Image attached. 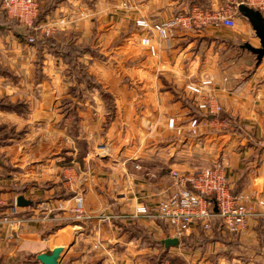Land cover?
Wrapping results in <instances>:
<instances>
[{
	"label": "crops",
	"instance_id": "obj_1",
	"mask_svg": "<svg viewBox=\"0 0 264 264\" xmlns=\"http://www.w3.org/2000/svg\"><path fill=\"white\" fill-rule=\"evenodd\" d=\"M37 1L42 8L50 4L46 19L79 23L57 34L53 51L38 46L36 70L27 45L37 46L9 27L0 32V264H42L38 256L56 249H63L59 264H264L260 220L232 235L247 258L232 250L216 252L212 262L205 248L187 247L206 238L195 234L197 227L176 238L164 221L136 215L144 205L155 213L174 192L168 122L191 114L214 127L192 142L201 159L225 167L233 194L264 200V65L242 48L260 47L249 22L237 15L233 28L179 27L158 45L157 58L141 43L148 34L135 25L139 19L166 23L194 5L217 11L246 0ZM79 11L85 19L74 18ZM152 35L157 45L158 34ZM64 45L73 78L56 55ZM190 78H216L211 92L224 106L222 116L206 118L197 110L184 90ZM73 79L82 84L73 88ZM98 127L100 139L92 134ZM103 144L110 154H95ZM118 194L127 200L116 201ZM80 195L89 218L77 221L72 209ZM19 198L28 204L19 206ZM168 239L179 243L168 247Z\"/></svg>",
	"mask_w": 264,
	"mask_h": 264
},
{
	"label": "built area",
	"instance_id": "obj_2",
	"mask_svg": "<svg viewBox=\"0 0 264 264\" xmlns=\"http://www.w3.org/2000/svg\"><path fill=\"white\" fill-rule=\"evenodd\" d=\"M0 3L9 19L16 20L19 24L33 29L35 33L41 31L46 35H51V33L63 31L62 29L70 24V20L63 16L50 20L48 17L43 24L35 25L40 14V3L37 0H0ZM244 4L259 11L264 17V0H246ZM186 14L179 16L180 23L172 22L167 29L173 31L179 26L190 29L186 28L185 24H183L185 27L181 24L189 20L194 22L192 28L208 26L233 28L237 16V5L228 4L217 11L205 10L200 5H194L187 10ZM54 27H58V29ZM156 29L167 37L166 28L157 26ZM28 43L34 44L35 37H30ZM199 107L201 110L211 111L215 115L221 114L220 108L215 106L213 101L203 99ZM196 125V122L191 124L193 135L197 133ZM262 145L264 146V144ZM180 170L172 171L174 192L159 205L156 212L151 213L147 207L143 206L137 209V216L164 221L177 238L188 235L195 227L209 231L216 222L222 223L224 232L233 235L242 233L250 220H260L264 226V211L260 209H264V200L253 199L243 194H233L225 167L221 163H214L209 170L196 169L192 172ZM76 202L83 207L81 198ZM1 206L2 203H0ZM72 212L73 214H82L80 208L74 209ZM76 219L82 221L84 217ZM5 221L14 224L9 218H6Z\"/></svg>",
	"mask_w": 264,
	"mask_h": 264
},
{
	"label": "rangeland",
	"instance_id": "obj_3",
	"mask_svg": "<svg viewBox=\"0 0 264 264\" xmlns=\"http://www.w3.org/2000/svg\"><path fill=\"white\" fill-rule=\"evenodd\" d=\"M244 3H237V15L240 16L239 12H238V7L240 5H242ZM41 5V4H39ZM246 5V4H244ZM249 7V6H248ZM252 8V7H250ZM253 9V8H252ZM255 10V9H254ZM257 11V10H256ZM4 11L0 8V21L3 23L6 22L5 18L3 17V13ZM236 12V11H235ZM181 15H187L186 12H183V13H180L179 15H177L175 18H173L172 20L166 22V23H162V24H154V23H151L150 21L146 20V19H139L136 21L135 25H136V28L139 29L141 32H145L148 34V36L146 37H143L141 39V43L142 45L146 48L148 47L149 48V52L151 54V56H153L154 58H157L156 56L158 55L157 54V51H158V45L160 43H163L165 41H167L168 39L171 38V32L170 30L167 29L168 25L170 23H175V24H178L180 23L179 22V16ZM7 16V15H6ZM61 17V16H60ZM63 17V16H62ZM85 13L82 12V11H79L77 16H74V18H80L81 20L85 19ZM237 17V16H236ZM8 18V16H7ZM9 20V18H8ZM7 20L5 26L6 27H9L8 30L9 31H12L14 36H17V34H23L25 35L24 37H26L28 35V30L27 28H25L23 25L19 24L18 22H14L12 19H10L9 21ZM81 22V21H80ZM79 23V22H78ZM77 23V24H78ZM75 23L71 22V19H70V25H74ZM76 24V25H77ZM182 25L185 24L186 28H192L193 25H194V22L192 20H189V21H185V22H182L181 23ZM69 25V24H68ZM67 25V26H68ZM74 25V26H76ZM159 26L160 28H166L167 29V37H165L164 34L160 33L156 27ZM184 26V25H183ZM184 26V27H185ZM177 27V25H176ZM175 27V28H176ZM180 27V26H179ZM178 27V28H179ZM55 29H58V27H54ZM6 30V29H5ZM63 31H60L61 33L62 32H65L67 30V27L62 29ZM59 31H57L56 33H51V35H46L45 32H38L36 33V37H35V43L34 44H31V45H34V46H37V47H33V46H28L27 45V52L28 50L30 49V55L27 54V57H28V61H30L29 65L32 64L33 61H35V70L38 68L36 65H39V51H37L38 49V46L40 44V41L41 40H48V39H59L60 36L57 35L58 33H60ZM154 32H156L158 35V40H159V43H157V45L151 41V38L154 36L152 35ZM150 35V36H149ZM4 37H6V39H9L7 38L9 35H3ZM2 36V38H4ZM18 37V36H17ZM24 37L21 38V37H18L20 39V41H24ZM30 38V37H29ZM10 42H12V40L9 39ZM28 43V42H27ZM29 44V43H28ZM26 45V43H25ZM4 48V47H3ZM3 48H0V49H3ZM62 48H65L62 50V53L61 54H56V55H60L61 58H63V61L66 62L69 66V70H70V74L72 75L71 77L73 78V72H72V68H71V61H72V54H67L68 50L66 48V45H64ZM61 50V49H60ZM6 51V50H5ZM7 52V51H6ZM35 52H37V54H35ZM75 53H73L74 55ZM55 55V54H54ZM262 64L264 65V61L262 62ZM33 70V71H35ZM73 70H75V68L73 67ZM27 72H29L28 70H25L24 73L27 75ZM79 75V77H81V71L77 70L76 71ZM23 73V74H24ZM33 75H35V73L33 72ZM31 74V77L33 76ZM37 77H39V75L37 74L36 75ZM76 76V75H74ZM29 77V78H31ZM83 78H77L78 81L82 80ZM189 82L186 83L185 85V88L184 90L189 94V95H192L194 98H195V106L197 108V110L201 113H203L206 118L208 117H220L224 114V106L221 104V102L217 99V97H213V93L211 92L213 87L216 86L215 85V80L216 78H201V79H195V78H190ZM74 82H72V86L73 88H77L78 87V82H75V80L73 79ZM225 82H228V79L225 78L224 80ZM135 82V81H134ZM133 82V83H134ZM82 83L80 82L79 86L81 85ZM70 86L68 87V89L70 88ZM138 86V85H137ZM86 88L88 89H91L88 85L86 86ZM130 89V88H129ZM193 89H196L197 91H194ZM94 91V90H93ZM139 97L141 98V96L139 95ZM205 99V100H208V101H213L215 106H218L221 110V114L220 115H215L213 114L211 111H206V110H201L199 105L201 104L202 100ZM197 100V101H196ZM139 101L141 102L142 100L139 99ZM186 121H183L182 123H178L177 119L175 117H172L169 119V122H168V127L169 129L173 132V136L171 137H168L166 138V140L168 139L170 142H172V155H173V158H172V162H173V170L175 169H180L178 168L179 165H174V164H179V163H184V164H190V166L192 165V167H195L193 168L192 170H190L191 172L196 170V169H208L211 168V162H205L201 159V155H200V151H196V147H194L193 143H196V142H201V133L203 132L204 129L208 128V126H210V128H214L213 126L211 127V123L212 122H209L207 123L205 120H201V118L197 115V114H191V115H187L186 116ZM208 120V119H207ZM217 120V119H216ZM218 122L214 125L215 127H218L220 126L221 122L219 120H217ZM194 122L197 123V133L195 135H193L192 133V128H191V124H193ZM223 123V122H222ZM224 126L226 125V123H223ZM97 124L93 125V126H96ZM223 126V125H221ZM180 132V133H179ZM93 135L94 134H97V135H94L96 136L98 139L101 138L100 134H99V127H98V130L95 131L94 133H92ZM103 134V133H102ZM55 141H58V137L56 136V138H54ZM182 141H185L186 143H190L189 145L187 146H184V147H181L180 144L182 143ZM163 142V141H162ZM193 142V143H192ZM176 144V146H174ZM178 147V148H176ZM103 148V149H101ZM180 148V149H179ZM182 149V151H181ZM177 150V151H176ZM218 150L214 151V154H213V157L215 155L218 154ZM95 154L101 156V155H105V154H110V149L107 151V147L106 145L103 144V146H96L95 148ZM189 157H188V156ZM180 157V158H179ZM196 165L198 166H201V167H197ZM190 169V168H189ZM182 171V170H180ZM183 172H186V171H183ZM172 174V173H171ZM172 178V177H171ZM173 183L172 179H171V184ZM172 186V185H171ZM173 187V186H172ZM171 187V189L173 190V188ZM174 191V190H173ZM81 198L83 200V207L80 206L79 203L76 202V205L75 207L72 209V211L75 209V210H78L80 208V210L82 211V214H79V213H75L74 215H76L75 217L76 218H89V215L85 209V199L82 195L78 196L76 198L79 199ZM115 200L116 201H120V202H123L125 200H127V195L126 194H118L116 197H115ZM165 201V200H164ZM163 201V202H164ZM162 203V202H161ZM145 206V205H144ZM140 207H143V206H140ZM146 207V206H145ZM138 209V208H137ZM136 215H137V212H136ZM139 216V215H138ZM75 218V219H76ZM157 219V218H156ZM77 220V219H76ZM107 220L108 221H111L113 220V217L109 216L107 217ZM78 221V220H77ZM263 225V224H262ZM198 228V229H197ZM195 230H198L199 232H195L196 235H199V236H204L206 238L204 239H200V240H190V242L187 244V247L189 249H195L196 247H203L205 248V251L207 252L206 254V257L207 259L211 260L212 262L215 261V259L217 258V253H221L223 252L225 255H228L229 256V252L230 251H235L233 253L239 255L240 257L242 258H247L244 251L240 248H238L237 246V243L234 241L235 239H233L232 235L233 234H230V233H227V232H221L219 230V226H217L216 224H213L212 228L209 230V231H205L203 230L201 227H197ZM262 229H264V226L262 227ZM192 232V231H191ZM189 233L190 235L192 233ZM188 234V236H190ZM239 235V234H237ZM236 234L234 236H237ZM174 237H176L174 234H173ZM187 236V235H185ZM183 236V237H185ZM208 237V238H207ZM177 238V237H176ZM221 242V243H217L216 241ZM191 247V248H190ZM217 252V253H216Z\"/></svg>",
	"mask_w": 264,
	"mask_h": 264
},
{
	"label": "water",
	"instance_id": "obj_4",
	"mask_svg": "<svg viewBox=\"0 0 264 264\" xmlns=\"http://www.w3.org/2000/svg\"><path fill=\"white\" fill-rule=\"evenodd\" d=\"M238 12L249 22L253 31L255 32V36L260 41L259 48H255L249 43L245 44L242 48L243 50H247L256 56L257 63L260 65L264 61V17L259 11H256L244 4L238 7ZM3 29L4 27L0 25V31ZM17 204L22 207L26 206L28 203L23 198H19ZM215 212H217V209H215ZM178 243L179 241L177 239H168L165 241V245L168 247L176 246ZM62 253L63 249H56L51 254H43L38 256L37 259L42 264H59Z\"/></svg>",
	"mask_w": 264,
	"mask_h": 264
},
{
	"label": "trees",
	"instance_id": "obj_5",
	"mask_svg": "<svg viewBox=\"0 0 264 264\" xmlns=\"http://www.w3.org/2000/svg\"><path fill=\"white\" fill-rule=\"evenodd\" d=\"M50 4L48 5V6H46V7H44V8H42L41 7V5H40V14H39V17H38V19H37V21L35 22L36 24L35 25H37V24H39V23H43V21H45L46 20V15L49 13V11H50ZM3 14V17L5 18V20L7 19L8 20V18H7V16H6V13L5 12H3L2 13ZM7 20H6V22H7ZM10 20V19H9ZM8 20V21H9ZM14 22L16 21V20H13ZM6 22H4L3 23V21L1 22L0 21V25L1 26H5V24H6ZM17 22V21H16ZM6 27V26H5ZM29 32H28V35L26 36V37H24V39L26 38V41L28 42V39H29V37H32V36H34V37H36V33L33 31V29H27ZM1 32V31H0ZM22 38V37H21ZM40 45H46V46H48L49 47V50L50 51H53L52 49L53 48H56V45L54 44V40L53 39H48V40H41L40 41V44H39V47H40Z\"/></svg>",
	"mask_w": 264,
	"mask_h": 264
}]
</instances>
